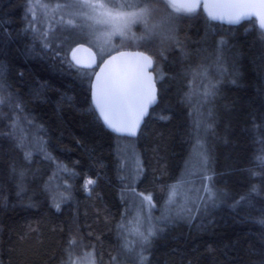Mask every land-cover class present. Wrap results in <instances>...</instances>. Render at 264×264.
<instances>
[{
  "label": "trees",
  "instance_id": "16d2710c",
  "mask_svg": "<svg viewBox=\"0 0 264 264\" xmlns=\"http://www.w3.org/2000/svg\"><path fill=\"white\" fill-rule=\"evenodd\" d=\"M38 1L46 0H0V264H67L74 244H86L98 264H140L141 252L143 264H264V29L257 20L230 25L212 20L202 6L194 14L175 9L179 42H148L163 54L146 51L154 57L159 101L132 137L111 131L93 110L95 69L83 68L93 75L82 78L61 64L85 41L66 46L72 29L42 26L44 13L34 12ZM221 39L228 42L223 53L217 51ZM131 46L145 51L142 39ZM209 82L218 94L206 104ZM209 108L214 122L206 136V184L220 199L215 206L199 200L188 219L158 222L146 245L124 254L121 225L131 184L120 147L129 137L136 142L143 168L134 187L152 195L156 223L169 186L184 179L186 163L196 159L195 124ZM17 117L28 137L24 148L17 147L20 132L11 134ZM38 130L42 149L33 146ZM89 179L95 183L86 190Z\"/></svg>",
  "mask_w": 264,
  "mask_h": 264
},
{
  "label": "snow or ice",
  "instance_id": "6c2138e0",
  "mask_svg": "<svg viewBox=\"0 0 264 264\" xmlns=\"http://www.w3.org/2000/svg\"><path fill=\"white\" fill-rule=\"evenodd\" d=\"M165 0H142L139 5L135 4H125L120 7L128 8H139V11H133L128 13H118L113 16L111 11L107 9V5L104 3H94L92 0H65L63 5H57V7H65L69 10V14L74 18H79L81 20H96L98 18L107 17L110 20L118 21L116 31L121 35L124 34V30L127 29L131 24L137 22H143L145 24V36L141 39L145 42V51H151L153 56H162V53H156L148 46V42L152 40L155 36H161L163 39H170L171 33L174 31V27L171 24L172 17L169 14L166 17H162L159 23L148 24V18L156 11L154 5L164 4ZM169 5H166V7ZM171 6H175L174 4ZM198 0H191L190 3L185 4L182 8H177V11H185L188 13L195 12L196 8L199 7ZM258 6L264 8V0H258ZM207 7V6H206ZM257 7V3L253 0H223L221 3L212 5V9L209 11L208 15L213 20H227L229 23H239L242 18L250 16L252 13L249 11ZM262 26H264V18H262ZM69 29L76 25L75 19H69L66 22ZM163 26V27H161ZM45 42L43 47L47 50L50 47V43L47 41L48 33H44ZM228 42L221 39L217 45V51L223 53L227 49ZM54 55L60 57V51H55ZM142 63H137L131 68L121 69L117 72L111 73L102 77L100 74H95V84L91 87L92 97L94 102V111L99 112V116L103 119L107 127L115 131L116 133H127L128 135L135 136L137 128L140 125L142 118L147 114L148 107L153 105L157 101V90L155 87V81L150 73L146 71L148 67L152 66V56L145 55L143 52L138 53ZM75 60V63L72 62ZM72 60L67 59V56L61 58V64L66 65L69 71L75 70L76 74L82 78H88L93 75V73L82 71L83 68H91L92 65H81L79 60H76L73 54ZM223 56L219 55L216 58L217 70L221 74L226 71L221 67L223 64ZM104 69H101L103 72ZM203 76H207L208 69L204 68ZM163 79V77H160ZM3 92V84L0 83V93ZM218 94V85L209 82L205 86L203 92L204 102L210 103L212 99ZM9 101H11V94H9ZM5 98L0 95V105H3ZM17 109L23 112L20 104L17 102L15 104ZM2 115V112H0ZM202 119L197 121L195 124L194 135L196 137L195 153L199 160V174L202 180H210L211 177L206 175L208 164H209V154L206 147V136L212 131V123L214 122V112L211 108L208 109L207 115L203 116ZM27 124L31 128H36L37 126L33 121L25 117ZM19 117L14 119L11 129L12 135H15L17 131L20 132L19 141L17 147L24 148L25 142L28 137L24 134L25 129L19 127ZM40 145L43 148V141L40 139V131L38 130L33 138V146ZM32 156L31 151L25 152V159L30 160ZM64 171H67L65 168ZM186 173L187 175H196L197 173L191 169V164L186 163ZM21 172V176H23ZM95 181L89 179L85 183V189L88 190L89 185H93ZM186 183L185 180L178 181L177 184L169 186L168 196L166 204L163 207L162 215L159 221L164 223L170 222L171 218L174 216H180L185 211V205L187 204V198H185L184 205H178L177 209L173 213V209L169 208V205L176 203V197L180 194L178 189ZM67 190V188H66ZM197 191H202L205 195L200 196V200L204 202L205 205L209 203L215 206L217 200L220 199V195L213 191V188L209 187L207 184H203L202 189ZM252 192H257V189L253 187ZM143 197L141 200V208L145 207L144 202H147V212L143 219L139 216L136 217L138 224H143L147 222L146 234L145 231H140L139 228L134 229L136 235L139 236L142 245H146L150 238L156 235L157 224L153 222V217L151 215V210L156 207L155 203L152 201V195L139 194ZM241 199H244L242 197ZM57 210H59V204H56ZM123 228V224L121 225ZM75 243V240H70L69 245ZM127 253H131L132 249L125 246ZM120 254L118 253V256ZM139 255L140 264H143L145 257L142 252ZM117 257H113L115 261Z\"/></svg>",
  "mask_w": 264,
  "mask_h": 264
},
{
  "label": "rangeland",
  "instance_id": "374dc122",
  "mask_svg": "<svg viewBox=\"0 0 264 264\" xmlns=\"http://www.w3.org/2000/svg\"><path fill=\"white\" fill-rule=\"evenodd\" d=\"M124 2L129 3H142V0H123ZM94 3H104L107 5V9L111 11L112 15L115 16L118 13H128L133 11H139V8L130 9L128 7H120L124 4H119V6L115 5V2H108L107 0H92ZM65 0H46V1H38V3L34 6V12L39 11L43 12L40 14V18L42 19V26L46 25L47 27H55L56 25L62 24L67 26L66 22L69 19H75L76 25L71 28L73 30L67 36L65 45L71 46L72 43L76 41L84 40L86 43L91 45L97 51L101 60H103L107 55L112 53L113 51L131 48V44L133 41H138L141 37L145 36V24L143 22H137L131 24L127 29L124 30V34L121 35L118 31H116L118 21H113L108 19L107 17L98 18L96 20H81L79 18H74L69 14V10L65 7H57V5H63ZM175 5L170 7V5ZM166 5H169L166 7ZM156 11L148 18V24H156L159 23L162 17H166L169 14L172 17L171 24L174 27V31L171 33L170 39H163L161 36H155L152 41L154 45H162L166 41H178V29H179V21L176 20V10L177 8H182V5L177 4L174 0H166L164 4H156L154 5ZM197 10V8H196ZM188 13L185 11H179L185 14H194L196 13ZM35 17V16H34ZM163 27V26H161ZM143 41V40H142ZM151 41V40H150ZM159 47V46H158ZM129 140H125L120 147V151L124 154V163L123 168L125 171V178H127L128 182L131 184L128 187L126 197L128 204V212L126 215V221H124L123 228L121 227V237L123 236L124 240V254H127L125 246L127 248L134 247L136 245H142L140 242V238L135 234L134 229L139 228L140 231H145L148 227L147 222L145 221L143 224H138L136 217L139 214L141 219L144 218L145 213L147 212V202L145 201V207L141 208V200L142 196L139 194L148 195L149 193L142 192L136 189L135 184L138 181L142 173V158L138 155V150L136 146V142L134 143L132 138H128ZM191 169L195 171L196 175H187L184 172V179L186 183H184L179 189L180 193L176 197V203L169 205L168 207L173 209L174 211L177 209L178 205L185 204V198H187V204L185 205V211L180 216H174L170 220H185L188 219L194 210L201 203L200 195L202 191H197L198 189H202L203 184H206L208 180H202L199 174V160L195 159L194 162L190 163ZM153 201V198H152ZM154 203V201H153ZM151 215L153 217V209L151 210ZM162 215V211L158 214L160 218ZM159 218L156 224L159 221ZM75 249L73 252V257L67 262V264H98L96 260V255L92 253V249L86 248V244H83V247H79L78 244H74ZM65 264V263H62Z\"/></svg>",
  "mask_w": 264,
  "mask_h": 264
},
{
  "label": "water",
  "instance_id": "95a60500",
  "mask_svg": "<svg viewBox=\"0 0 264 264\" xmlns=\"http://www.w3.org/2000/svg\"><path fill=\"white\" fill-rule=\"evenodd\" d=\"M175 1L178 2L179 4L183 5V6L185 4L191 2V0H175ZM221 2H223V0H198L199 5L202 6V8L204 9V11L207 15H208L209 11L212 9V5L217 4V3H221ZM253 2L257 3V7L250 9L249 11L252 14L246 18H242L239 23H229L226 19L225 20H214V21L224 23V24L238 25L244 21H247L250 19H256L259 27L264 29V26H262V23H261L262 18H264V8H260L258 6V0H253ZM141 52H143L145 55L152 56L150 53H148L142 49L125 48V49L114 51L111 54H109L108 56H106L103 60H101L94 47H92L88 43L80 42L77 45H75L74 48L72 49L71 58L74 54L76 60H79L81 65H89V64L92 65L91 68H87V69H95L94 75L92 78V84H91V86H92L96 82L95 81V74H100L102 77H104V76L109 75L111 73L117 72L121 69L131 68L134 65H136L137 63H142V61L140 60V57L138 56V53H141ZM73 62L75 63V60H73ZM154 66H155V61H154V57L152 56V66L148 67L146 69V71L152 75L153 80L155 81V87L157 90V101L155 104L150 105L148 107V112L142 118L140 125L137 128L136 135L132 136V137H136L139 135L140 130L142 128V125L144 124L146 118L150 114L151 109L159 101V86H158V80H157V75H156L155 70H154ZM101 69H104V71L101 72ZM92 91H93V89H92ZM93 104H94V102H93ZM98 114H99V112H98ZM110 130L113 131L112 129H110ZM113 132H115V131H113ZM116 134L123 135V136H131V135H128L127 133H116ZM125 264H134V263L126 262Z\"/></svg>",
  "mask_w": 264,
  "mask_h": 264
}]
</instances>
